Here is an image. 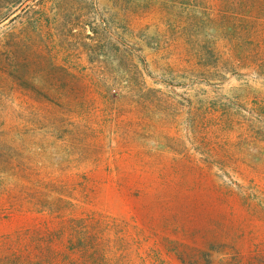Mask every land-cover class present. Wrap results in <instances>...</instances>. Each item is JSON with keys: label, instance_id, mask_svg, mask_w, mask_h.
<instances>
[{"label": "trees", "instance_id": "trees-1", "mask_svg": "<svg viewBox=\"0 0 264 264\" xmlns=\"http://www.w3.org/2000/svg\"><path fill=\"white\" fill-rule=\"evenodd\" d=\"M105 3L98 1L103 14L89 25L90 42L82 44L79 56L47 64L59 70L57 75L32 76L23 62L14 63L16 84L29 95L38 84L47 96L50 91L53 100H48L59 112L54 114L55 134L42 131V141L13 144L8 189L0 199V225L5 227L0 233V264H169L171 257L185 264H264V255L251 250L244 235L219 230L214 233L219 240L208 241L198 228L169 219L162 218L161 225H140L98 210L94 195L97 174L112 166L133 169L140 176L154 172L165 181L168 164L151 153L145 141H153L161 125L177 123L183 112L172 115L177 102L148 87L146 78L154 67L164 85L188 92L211 86L213 80L222 82L218 40L236 39L239 47L242 41L262 37L264 0ZM145 49L152 51L156 63ZM197 110L191 109L194 135L214 115L208 109L202 117ZM38 130L26 129L27 137ZM163 136L170 137L161 132ZM199 140L204 147L217 148L205 136ZM181 142L177 139L178 148ZM188 158L186 152H177L171 168L199 174L209 165ZM232 158L213 160L219 165L225 159L243 162ZM219 189L215 185L212 192L232 198ZM137 191L138 197L144 193ZM242 203L246 205L243 198ZM207 242L216 247L209 248Z\"/></svg>", "mask_w": 264, "mask_h": 264}, {"label": "rangeland", "instance_id": "rangeland-1", "mask_svg": "<svg viewBox=\"0 0 264 264\" xmlns=\"http://www.w3.org/2000/svg\"><path fill=\"white\" fill-rule=\"evenodd\" d=\"M98 1L0 0V199L8 189L14 142L42 141V131L55 134L54 128L58 126L54 114L59 108L48 100H53L50 91L51 97L38 84L29 95L16 84L14 63L23 62L32 76L57 75L59 70L47 64L79 56L82 44L90 42L89 25L103 14ZM236 24L239 26V22ZM218 41L222 82L213 80L211 86L203 84L188 92L164 85L154 67L151 78H146L148 87L161 90L164 98L177 102L172 115L183 112L177 123L176 119L161 125L153 141H145L151 153L168 164L165 181L154 172L140 176L133 169L118 170L112 166L97 174L95 206L128 221L135 219L140 225H161L162 218L179 222L187 228H198L208 241H218L214 233L219 230L244 235L248 247L264 255V33L262 37L242 41L239 47L236 39ZM144 52L156 63L152 51ZM195 106L196 114L202 117L207 116L208 109L214 114L200 124L202 135L190 133L195 117L191 109ZM33 126L40 130L33 138L27 137L26 129ZM161 132H166L169 139L162 138ZM59 135L63 137L61 132ZM203 136L216 142L217 148L204 147L199 140ZM177 139L182 141L179 148ZM180 151L187 153V160L207 161L205 172H177L171 168L176 163L172 158ZM228 156L243 162L231 164L225 159L219 165L213 160ZM197 174L199 179L195 180ZM215 185L220 186L221 194L230 193L232 198L222 196L224 201L220 200L222 197L212 192ZM137 190L144 191L141 197ZM242 198L245 206H241ZM2 228L5 227L0 225V233ZM208 246L216 247L210 243ZM169 264L185 263L171 257Z\"/></svg>", "mask_w": 264, "mask_h": 264}]
</instances>
